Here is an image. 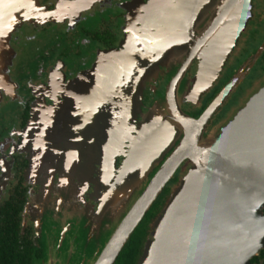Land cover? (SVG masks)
<instances>
[{
  "label": "flooded vegetation",
  "instance_id": "af4514ba",
  "mask_svg": "<svg viewBox=\"0 0 264 264\" xmlns=\"http://www.w3.org/2000/svg\"><path fill=\"white\" fill-rule=\"evenodd\" d=\"M154 1L159 2L0 0V264H95L111 232L117 228L118 224L108 229L112 224L108 223L109 219L107 223L103 222L107 214L105 209L99 208L102 200L98 191V182L101 181L98 171L105 159L109 161L108 157H111V163L115 162L118 139L113 151L109 156L105 154L103 160L98 149L91 151L89 141L83 143L81 136L87 134V130L102 131L108 127L102 121L97 125V120L98 123L92 124V118L97 119L98 115L88 104L96 93L91 88L94 81L80 79L91 74L97 59L104 53L124 50L125 28L131 21L135 26L138 16L139 27H151L153 36L171 38L176 33H183L184 37L185 31L190 32L186 24L192 15L189 3L162 0L159 6L163 7V12L160 9L151 21L148 13ZM251 12V20L241 33L237 50L235 46L215 83L216 91L231 72L264 43V0H252ZM210 14L211 10L207 11L208 18ZM256 22L263 25L258 27V33L262 35L250 42V52L239 59L236 51L242 48L245 36ZM41 37L43 40L39 41ZM169 42L165 47L168 55L147 76L142 114L148 112L158 95H163L169 81L168 71L183 68L185 58L182 56L193 47L187 39ZM262 56L264 50L259 61ZM203 60L201 63L207 64V60ZM201 63L198 60L191 63L186 80L194 77ZM107 66L102 76H108V71L116 75L115 65ZM120 68L124 66L120 65ZM123 76L127 84L135 83L130 72ZM209 95L212 92L206 94L202 106L207 103ZM195 97L192 93L189 98ZM121 100L117 98V101ZM239 106L236 107L240 109ZM182 107L191 116H197L199 105L194 106L184 100ZM103 108L104 112H113L112 106ZM216 123L210 124L204 132L205 137L211 136L221 125ZM132 126L135 138V124ZM68 137H71V143H67ZM131 145L133 141H127L118 152L122 153L116 157L118 173L130 154ZM154 167L156 173L160 165L155 164ZM189 169L190 163L184 161L156 199L157 204L154 202L150 206L136 226L148 220V223H142L148 233H145L138 264L143 263L147 250L151 248L149 254L153 250V228L161 214L159 205L174 190L172 184L187 175ZM129 209L130 206L126 213ZM136 228L113 264L129 244ZM108 232L110 234L104 239L102 248L92 256L100 235ZM130 258L135 264V251ZM263 262V259H258L252 263L250 259L251 264Z\"/></svg>",
  "mask_w": 264,
  "mask_h": 264
},
{
  "label": "water",
  "instance_id": "95a60500",
  "mask_svg": "<svg viewBox=\"0 0 264 264\" xmlns=\"http://www.w3.org/2000/svg\"><path fill=\"white\" fill-rule=\"evenodd\" d=\"M158 1L160 3L162 0ZM180 1L189 3L191 9L195 3V8L191 10V19L186 21L190 32L185 31L184 37L183 33H176L171 38L166 35L153 36L151 27L142 24L146 28H141L139 21L135 20V27L125 28L126 40L122 44L124 50L104 53L97 59L91 74L80 79L94 81L91 88L96 93L88 104L99 106L98 119L104 115L105 119L109 118V111L103 112L102 109L105 105L111 108L116 104L114 102L117 98L126 99L134 109V119L131 121L133 125L140 124L147 130L156 131L154 144L161 141L166 133V138L149 158L147 166L143 169L135 166V176L131 174L134 170L131 167V157L125 166L129 171L127 180L112 189L113 191L109 185L116 184L115 178L102 181L107 186L106 194H112L99 207L100 210H106L104 213L107 216L113 213L111 209L123 207L122 199L124 202L132 194H135V199L125 216L117 221V228L112 232L95 264H113L134 228L184 161H188L191 168L174 188L155 223L153 252H161L160 248L164 244L160 241H167V238H161L165 224L171 229L168 236L170 243L177 237L176 251L168 264H251L250 259L264 245V216L261 215L264 208V88L245 108L238 111L215 139L204 141V132L211 119L253 69L264 50V43L246 57L198 118L189 115L182 107L184 100L194 106L199 105L203 96L217 82L227 58L251 20L252 0ZM160 9L163 7L158 5L155 14ZM209 10L211 14L208 18ZM194 16L196 18L193 20ZM175 39H187L193 44V49L196 48V53L187 50L183 54L182 57L186 59L190 56L189 62L184 67L182 64L183 68L180 70L168 71L169 81L163 95H158L148 112L142 114L147 76L168 55H164V52L169 40ZM216 44L218 58L215 70L204 71L202 69L205 63L201 62L210 58L209 52L213 51ZM194 60L200 61L201 65L195 76L186 80ZM107 64L115 65L116 75L108 71V76H102ZM120 65L124 68L121 69ZM127 72L133 73L134 80H131L134 84L125 82L123 75ZM187 88L197 89L194 91L195 98H188L187 91L181 93L182 89ZM121 102L124 104V100ZM123 120L127 122L126 125L130 123L127 118ZM116 126L117 123L111 135ZM125 127L127 126L120 125L114 134V138L119 137L113 158L115 162L116 157L122 156V153H118L120 148H124L132 137ZM120 130L122 131L119 132ZM93 141L92 139L89 143ZM55 142L56 140L53 143ZM67 143H71V137H68ZM97 145L102 151L104 144L97 142ZM191 145H194V149ZM140 148H145L142 153L144 156L148 145L143 144ZM140 158L139 156V162ZM159 163L160 168L151 177L155 164ZM113 165L115 170V163ZM217 217L215 224L207 223ZM196 240L200 241L196 243ZM150 250L145 252L142 264H149Z\"/></svg>",
  "mask_w": 264,
  "mask_h": 264
},
{
  "label": "bare ground",
  "instance_id": "6f19581e",
  "mask_svg": "<svg viewBox=\"0 0 264 264\" xmlns=\"http://www.w3.org/2000/svg\"><path fill=\"white\" fill-rule=\"evenodd\" d=\"M158 5H159V2H157V1L153 2L152 6H154V7L151 6V11L148 13L149 20L150 19H154L153 15L155 14V12H156L155 9H156V7ZM192 6H193V8L191 10H193L195 8V3H193ZM129 25H131V23ZM199 45H200V42H199ZM193 48H194V46L191 48L190 51H192V53H196L195 52L196 48L195 49H193ZM217 48H218V46L216 44L215 48L213 49V51L210 52V54H209L210 58L209 57L207 58V64H204V67H203L202 70L210 71V72H213L215 70V65H216V61H217V58H218V56L216 54L217 53ZM168 53H169V51H165L164 55H166ZM189 57L187 59L185 58L183 60V62H182L183 67L189 62V59H190ZM131 74L133 75V73H131ZM196 90H197L196 88L194 90L189 89L188 92H187V97L189 98L192 95V93L194 95V92H192V91H196ZM122 100H124V104L121 101H117V100L114 102L116 104L112 106L113 112L109 115V118L105 119L106 115H104V116L99 117V119L97 118V119L93 120V122H92L93 125L97 121L99 122V123L97 122L98 123L97 125H99L100 121L105 119L102 122H106L107 127H108L107 130L100 131V129H98V130H93L91 132H89L87 130L86 131L87 134L81 136V138L83 139L82 140L83 143H87L88 141H90V139L94 140L93 143H91V146H92V150L91 151H95L96 149H98V151L101 153L102 160L105 158V154H106V156L107 155L109 156V152H112L113 148L116 146V144H117L116 140L119 137L116 136L114 138V134L116 132V129L120 125L127 126L125 128L127 129L129 134L133 133L132 130H131L132 127H133L132 126L133 122H131V121H132V119H134V109H133V107L130 106V104H129L130 101L129 100H126V99H122ZM98 109H99V106L92 105V108H91L92 111H97ZM102 109H103V112H104V108H102ZM101 114H102V112H101ZM124 118L129 119L130 123H128V125H126L127 122L125 123V120H123ZM116 123H117L116 129L114 130L113 135H111V131L113 130V128H114ZM96 126H95V128H96ZM91 128L94 129V126H92ZM119 132H121V130ZM151 132H152L151 130H147L144 126H141L140 124L135 125V138H133V136L131 135L132 137L129 139V140L133 141V145H131V151H130V154H129L127 160L123 164L122 170L119 173H118V169L114 170V165L113 164L115 162L111 163V160H110L111 157L110 158L108 157L109 161H107L105 159L104 162L101 163L102 164L101 168L98 171V173L100 174V177H101V182L100 183L98 182V191L100 192V198L102 200V203L106 202L107 199H109L112 196V194H110V195L106 194L107 191H105V190H106L107 186H105L106 184L103 183L104 180L107 181L110 178H112V179L115 178V180L117 181L116 184H110L109 186H110V190L111 191H113L112 189H116L118 185L123 183V181L127 180L126 176L128 175L129 171L125 168V166H127L128 160L131 157H133L132 166L131 167L134 168V170H133V172L131 174H132V176H135V166H136V168L137 167H140L141 169L145 168L147 166L149 158L154 154V152L157 150V148L160 147V145L164 141V138H166V133H165L162 136L161 141H159L157 144H154V135H155L156 131H154L152 133ZM77 136L78 135H76L75 137H77ZM113 138H114V140H113ZM97 142H101V143L104 144V146L102 148V151H101L100 147L97 145ZM143 144H146V146L148 145L147 153L144 156H142V153H143L145 148H143V149L140 148V146L143 145ZM193 146L191 145L190 147L192 149H194ZM106 152H108V153H106ZM135 152H136V155H135ZM135 156H137L136 160H135ZM139 156L141 157L140 158V162H139ZM104 196H107V197H104ZM109 202H111V200H109ZM217 219H218V217L215 218V219H212L210 221H207V223L210 224V223L214 222V224H215ZM263 226H264V222H263ZM170 233H171V229H170L169 225L165 224L164 225V230H163V235H162L161 238H167V241L165 240L166 243L164 241H163V243L160 241L161 244H164L160 248V250L164 251V252H163V254L161 255V257L159 259L160 254L158 256V253L160 251H155L154 250V252H153V250H152V252L150 254V258H149V264H168L170 262V258H172L174 256V252L176 251V245H177V237H175L174 240L170 243V240H169V237H168L170 235ZM198 241H200V240H196V243H198ZM196 243H195V245H196ZM157 247H159V246H157ZM192 264H194V262Z\"/></svg>",
  "mask_w": 264,
  "mask_h": 264
},
{
  "label": "rangeland",
  "instance_id": "374dc122",
  "mask_svg": "<svg viewBox=\"0 0 264 264\" xmlns=\"http://www.w3.org/2000/svg\"><path fill=\"white\" fill-rule=\"evenodd\" d=\"M259 11H260V8H258V12ZM135 20L139 21V16ZM258 23L256 22L254 24V26L252 27L251 31L248 32L247 35L245 36V38H244L245 43L241 46L242 48H240L238 51H236V55L239 57V59L244 57L248 52H250L248 49L250 46V42L255 40L256 38H259V36L262 35V33H258V27H262L263 25L261 23H259V24ZM129 26L135 27L132 21H131V25H129ZM40 40H43V38L41 37L39 39V41ZM39 41L36 43V45L39 43ZM238 44H239V42H238ZM237 46H239V45H237ZM237 46H236V50L238 48ZM246 51H247V53L245 54ZM247 76L248 77H246V79L239 86L237 91L232 95L233 97L230 98V100L228 102L229 106L227 107V110L225 112H223V114H221L220 116H217V115H219V114H217L213 118L211 123H213V121L217 122L216 124L221 123V125H219V126H221V128L219 126H217V128L214 130V133L211 136H209V137L204 136L205 142L215 139L220 134L221 129L226 127L230 123V121L233 120V117L236 116L238 111L245 108V106L249 103V101L259 92L260 88H262V86L264 85V61L261 60L260 63ZM185 91H186L185 89H182L181 93H185ZM239 104H240V106H239L240 109H238V107H236ZM186 112L189 113L188 111H186ZM227 117L228 118L231 117L232 119L231 118H230L231 120L230 119H228V120L224 119ZM222 119H224V120H222ZM158 165H160V163ZM190 168H191V165H190ZM154 171H155V169H153L151 173H153ZM185 176L186 175H184L183 178ZM179 183H180V181L179 182L177 181L175 184H172V185L174 188H176ZM139 188L141 189L142 187L139 186ZM134 198H135V194H132L131 196H129L128 200H124V202H123V199H122L121 205L123 204V207H119L117 209H115V208L111 209V211L113 213L109 214L110 217L109 216L103 217L104 223H107L108 219H109L108 223H110V222L112 223V224H110L111 227L108 228L109 230H111L112 226L116 225L117 221H119L122 218V216L125 214V212L129 208L131 202H133ZM262 211H264V208ZM263 215H264V213H263ZM107 234H110V232L106 233L105 235H103V234L100 235V241H97V244L94 246V250H93L94 253L92 254V256L97 252V250L102 248V245L104 244V239L106 238ZM111 234H112V232H111ZM163 252L164 251L160 252L159 259H160L161 255L163 254ZM92 256H91V258H92Z\"/></svg>",
  "mask_w": 264,
  "mask_h": 264
},
{
  "label": "trees",
  "instance_id": "16d2710c",
  "mask_svg": "<svg viewBox=\"0 0 264 264\" xmlns=\"http://www.w3.org/2000/svg\"><path fill=\"white\" fill-rule=\"evenodd\" d=\"M247 52V51H246ZM245 52V53H246ZM260 57V56H259ZM261 60L262 61H264V56H262L261 57ZM260 60V61H261ZM260 61H259V58H258V60H257V62L256 63H260ZM258 63V64H259ZM257 64V65H258ZM240 66V65H239ZM238 66V67H239ZM255 66V65H254ZM237 69V68H236ZM235 69V70H236ZM254 69V68H253ZM252 69V70H253ZM234 70V71H235ZM251 70V71H252ZM234 71H232L231 72V74L229 75V77L225 80V82L220 86V88L216 91V88H214L215 87V84H214V86H213V88L208 92V93H206L207 95L209 94V93H211L212 92V95L208 98V100H207V103L206 104H204L203 106H202V102H203V99L205 98V96H206V94L203 96V98L201 99V102H200V104H199V108H198V112H197V116H195L194 118H198L200 115H201V113L204 111V109L206 108V106L208 105V103H210L212 100H213V98L216 96V94L219 92V90L226 84V82L228 81V79L232 76V74L234 73ZM250 71V72H251ZM246 77H248V76H246ZM246 77H245V79H246ZM244 79V80H245ZM243 80V81H244ZM243 83V82H242ZM241 83V84H242ZM240 84V85H241ZM239 85V86H240ZM239 88V87H238ZM237 88V89H238ZM237 89L234 91V93L237 91ZM216 92V93H215ZM234 93H232L231 94V96H230V98L231 97H233L232 95L234 94ZM230 98H229V100H230ZM229 100L225 103V105H223L222 107H221V109L213 116V118L217 115V114H219V115H217V116H220L221 114H223V112H225L226 110H227V107L229 106L228 105V102H229ZM189 115H191L190 113H188ZM193 117V116H192ZM213 118L211 119V121H210V124H212L211 122H212V120H213ZM210 126V125H209ZM173 192V191H172ZM171 192V193H172ZM171 193H170V195H171ZM159 197V196H158ZM158 197H157V199H158ZM169 197L170 196H166V197H164V199H163V202H161V204L159 205L160 206V210H161V212H162V210H163V208H164V206L166 205V203H167V200L169 199ZM155 202V203H154ZM153 203L154 204H157V202H156V200L154 201ZM160 212V213H161ZM159 216H160V214H159ZM159 216L157 217V218H159ZM156 220V219H155ZM159 220V219H158ZM158 220H156V222L158 221ZM142 223H148V220L146 219V220H144V221H142ZM142 223L139 225V227H137L136 228V230H135V232L133 233V235L131 236V238H130V242H129V244H127L126 245V247L123 249V251H122V253H121V255L118 257V259H117V262H116V264H134L133 262H134V259L133 258H130V260L128 259V257L131 255V254H134V251H135V264H138L139 263V261H140V259H139V255H140V253H141V249H142V245H143V242H144V239H145V236H146V234L148 233V229L146 228V226L143 224L142 225ZM146 233V234H145ZM135 248V249H134ZM134 250V251H133ZM133 252V253H132ZM139 259V260H138ZM258 259H263L264 260V249H261L260 251H259V253H258V256H254V257H252L251 258V262L253 263V262H257L258 261ZM263 264H264V262H263Z\"/></svg>",
  "mask_w": 264,
  "mask_h": 264
}]
</instances>
